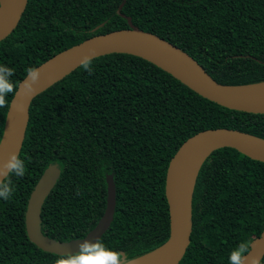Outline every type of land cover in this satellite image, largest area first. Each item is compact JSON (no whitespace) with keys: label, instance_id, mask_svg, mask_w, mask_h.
<instances>
[{"label":"trees","instance_id":"obj_1","mask_svg":"<svg viewBox=\"0 0 264 264\" xmlns=\"http://www.w3.org/2000/svg\"><path fill=\"white\" fill-rule=\"evenodd\" d=\"M120 13L117 12L120 4ZM137 28L188 53L218 83L264 82V0H27L14 30L0 40V65L17 85L29 67L98 34ZM35 96L20 155L27 172L0 199V264H54L25 229L30 193L44 170L60 174L41 208L44 235L84 237L104 213L106 176L115 211L100 238L128 261L169 235L164 195L168 162L195 133L236 129L264 139V114L210 101L156 64L111 53L93 58ZM14 93L0 108V142ZM190 242L178 264H229L241 241L264 230V162L223 147L201 164L191 195ZM259 264H264V257Z\"/></svg>","mask_w":264,"mask_h":264},{"label":"water","instance_id":"obj_2","mask_svg":"<svg viewBox=\"0 0 264 264\" xmlns=\"http://www.w3.org/2000/svg\"><path fill=\"white\" fill-rule=\"evenodd\" d=\"M27 0H0V40L8 36L17 26L24 12ZM120 4L117 12L120 13ZM129 28L94 35L78 44L60 51L42 62L41 76L35 84V91L28 95L20 80L10 101L3 136L0 142V166L13 152L20 153L29 119V107L35 96L80 66L85 55L93 58L111 54L126 53L146 59L200 96L223 107L243 112L264 114V92L247 91L252 85H224L215 81L188 53L165 39L143 31L127 18ZM95 49V53L91 52ZM264 83V82H263ZM262 84V83H259ZM244 89V90H243ZM228 147L255 160L264 162V139L249 133L229 128L201 130L186 139L170 158L166 173L164 195L169 215V235L166 242L157 249L137 258L125 261L132 264L135 260L159 251L147 264H178L190 242L191 234V195L198 170L215 149ZM206 155L196 172L189 198L183 193L182 175L184 170L199 152ZM60 170L56 165L48 166L39 177L30 193L25 211V229L29 240L45 252L57 255L78 250L83 240L100 239L109 228L115 211V186L113 177L106 176L107 196L104 213L97 224L82 238L59 241L44 235L41 231V208L45 198L54 187ZM264 257V230L250 242V250L245 264H259ZM124 258V256H123Z\"/></svg>","mask_w":264,"mask_h":264},{"label":"clouds","instance_id":"obj_3","mask_svg":"<svg viewBox=\"0 0 264 264\" xmlns=\"http://www.w3.org/2000/svg\"><path fill=\"white\" fill-rule=\"evenodd\" d=\"M95 53V49H91ZM80 67L91 73L94 71L93 55H85ZM14 69L6 65H0V108L8 106L6 99L9 93L16 91V85L11 79ZM27 78L23 88L25 93L31 95L35 91V84L39 81L41 72L39 69L29 67L26 69ZM27 162L20 154L13 152L9 159L0 166V199L9 200L16 191L12 177H23L27 172ZM250 250V242L241 241L229 255V264H245ZM54 264H125L123 254L114 248H109L104 241L97 239L83 240L74 253L60 254Z\"/></svg>","mask_w":264,"mask_h":264},{"label":"bare ground","instance_id":"obj_4","mask_svg":"<svg viewBox=\"0 0 264 264\" xmlns=\"http://www.w3.org/2000/svg\"><path fill=\"white\" fill-rule=\"evenodd\" d=\"M244 89L247 91H253V92H264V83L250 86ZM205 155H206V151H202L196 154L192 158V160L190 161L186 169L184 170V173L182 175V189H183V193L186 196V198H189V195L191 193L192 186L194 183L196 172L198 170L200 163L205 157ZM158 253L159 251L150 253L142 258H139L138 260H135L132 264H147L148 262L153 260L158 255Z\"/></svg>","mask_w":264,"mask_h":264}]
</instances>
